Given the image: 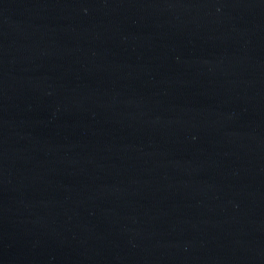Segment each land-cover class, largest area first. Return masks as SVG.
<instances>
[{"label":"water","instance_id":"water-1","mask_svg":"<svg viewBox=\"0 0 264 264\" xmlns=\"http://www.w3.org/2000/svg\"><path fill=\"white\" fill-rule=\"evenodd\" d=\"M0 264H264V0H0Z\"/></svg>","mask_w":264,"mask_h":264}]
</instances>
